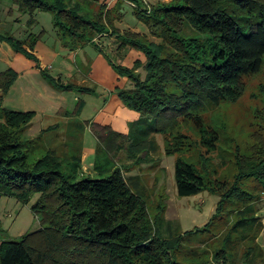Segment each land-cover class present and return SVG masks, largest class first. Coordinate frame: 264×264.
<instances>
[{
	"label": "trees",
	"instance_id": "1",
	"mask_svg": "<svg viewBox=\"0 0 264 264\" xmlns=\"http://www.w3.org/2000/svg\"><path fill=\"white\" fill-rule=\"evenodd\" d=\"M129 2L147 26L160 30L162 39L174 46L178 56L160 57L161 48L133 35L138 42L146 43L139 48L146 58L144 76L122 66L116 59L115 69L126 74L132 83L131 88L118 91L119 99L123 105L145 114L169 111L176 119L194 118L200 142L207 149H213L217 139L214 130L207 131L191 112L202 106H216L224 100H237L244 91L245 77L262 67L264 0H170L155 4L147 13L137 9L140 0ZM11 3L17 11L29 15L28 23L38 11L53 12L57 35L65 41L66 37L72 38L73 44L86 41L87 36L91 39L93 32L108 31L104 24L80 15L78 6H69L65 0H11ZM183 23L196 36L181 35ZM38 39L32 33L22 39L0 34V41L5 40L13 51L30 59L56 89L86 90L80 85L64 83L40 65L33 54ZM126 43L129 47L132 44ZM138 60H133L136 69ZM16 75L11 68L0 72V195L14 197L23 204L36 195L30 210L37 215L41 226L17 239H0V264H177L174 251L179 248L183 235L194 230L175 235L172 229L167 237L162 236L155 228L158 217L150 219L142 194L129 184L121 168H113L106 176L97 178L78 177L74 161L79 162L80 157L59 154L56 148H47L40 157L28 160L25 148L33 149L42 141L39 135L35 139L23 136L35 112L2 105V95ZM171 84L178 88L179 95L167 91ZM79 109L80 105H76L74 114ZM101 129L107 130V135H120L111 133L106 125ZM161 130L165 132V126ZM96 136L111 153L117 155L121 151V141L111 143ZM171 144L166 152L180 150L179 145ZM130 153L126 154L133 157ZM140 161L139 157L132 164ZM259 161L256 170L264 182V157ZM69 163L75 165L71 167ZM93 168H96L95 162ZM246 174L240 167L238 176ZM173 176L177 196H191L201 190L215 192L218 202L214 215L225 207L242 214L252 210L251 203H246L245 191L236 183L228 186L224 180L211 179L207 172L180 157H176ZM243 204L244 209L237 208ZM250 219L240 218L232 225L233 230L241 229ZM163 220L168 225L171 223ZM252 252L251 247L245 250L243 264H255ZM226 256L229 253L222 257Z\"/></svg>",
	"mask_w": 264,
	"mask_h": 264
},
{
	"label": "rangeland",
	"instance_id": "2",
	"mask_svg": "<svg viewBox=\"0 0 264 264\" xmlns=\"http://www.w3.org/2000/svg\"><path fill=\"white\" fill-rule=\"evenodd\" d=\"M140 1L141 5L137 9L147 13V9L155 4L167 3L170 0ZM65 2L69 6L76 4L80 15L104 24L108 31L93 32L91 39L87 36L86 41L73 44L72 38L66 37L65 41L57 35L53 12L38 11L28 23L27 13L17 11L11 0H0L2 36L7 34L22 39V36L25 38L32 33L39 36L40 43L48 49H53V45L58 52V58L71 55L72 60L69 63L73 66H76L75 61H78L77 66L82 70V67L85 68L89 62L91 63L88 69L91 76L85 83L74 82L72 77L67 81L59 76L64 83L86 88V90H79L77 87L70 90L58 89L64 92L69 109L74 111L76 105H80L79 112L76 113L78 117L72 118L73 115L70 114L71 118L67 119L57 117L44 119L42 125L58 123L59 127L55 129L51 126L48 131L52 134V141L49 144L42 138L39 146L33 149L25 148L28 160H35L50 147L58 149L59 154L63 153L64 151L60 150L63 145L60 143L65 138L68 140L66 149L69 155L80 156V152L85 148H93L85 162L87 165L89 161L92 163L89 171L81 166V160L78 162L69 159L75 160L78 177L106 176L109 170L119 167L129 184L136 192L142 194L150 219L158 217L155 228L162 236L167 237V233L169 231L172 233V229L175 235L194 230L183 235L179 248L174 251L173 257L177 264H243V255L248 247L253 250L255 264H264V182L258 177L260 172L256 170L259 160L264 157V63L258 72L245 77L244 91L237 100H224L216 106H202L192 110L191 115L198 117L201 126L207 131L214 130L217 136L214 148L207 149L200 142V133L194 118L176 119L169 111L159 115L145 114L123 105L118 97V91L122 88H131L132 83L126 74H121L115 69V64H118L116 59H119L122 66H128L134 73L144 76L146 58L139 48L146 43L138 42L133 35L161 48L160 57L178 56L174 46L162 39L160 30L147 26L136 14L129 0H65ZM110 30L114 33L111 34ZM180 30L183 36H196V32L187 23H183ZM198 34L205 36L203 33ZM56 37L62 41L56 40ZM128 41L132 42L130 47L127 46ZM11 49L5 40L0 41V72L6 70V66H10L8 62L18 66L11 54L9 56L6 54V51L10 53ZM135 59H139L137 69L133 66ZM47 71L50 73L49 69ZM167 91L179 95L178 88L173 84L168 85ZM114 96L123 105L120 106L122 112H113L112 104L108 105ZM103 109L112 111L108 114L112 122H100L92 118L96 112ZM66 120L69 121L68 130L70 129L71 135L61 137L60 133L66 130L64 125ZM73 123H77L80 129L72 128ZM105 125L111 133H119V137L107 135V130L101 129ZM164 126L165 132L161 130ZM94 130L101 138H106L103 141L117 144L121 141V151L117 152V155L111 153L104 143L99 141ZM92 137L95 144L91 148L88 141L93 139ZM170 143L179 145L180 150L166 152V149L173 145ZM127 152H131L133 157L127 155ZM63 157L66 158L64 155ZM139 157L141 161L132 164ZM176 157L193 163L198 170L207 172L211 179L224 180L228 186L236 183L245 191L246 203H251L252 210L242 214L225 207L214 215L218 202V195L215 192L201 190L195 195L177 196L173 176ZM75 164L69 163V166L73 167ZM240 167H243L246 175L238 176ZM35 198L36 195L32 196L27 204H23L14 197L0 195V239H17L20 235L41 226L37 215L30 210V204ZM244 205L237 208L244 209ZM244 217L252 219L247 220L241 229L233 230L234 222ZM163 218L171 223L166 224ZM209 220L211 221L208 222ZM228 233L229 237L226 236ZM220 249H223L224 253ZM227 253L229 256L223 258L222 256Z\"/></svg>",
	"mask_w": 264,
	"mask_h": 264
},
{
	"label": "crops",
	"instance_id": "3",
	"mask_svg": "<svg viewBox=\"0 0 264 264\" xmlns=\"http://www.w3.org/2000/svg\"><path fill=\"white\" fill-rule=\"evenodd\" d=\"M56 40H59V38L56 37ZM52 48L54 49L53 45ZM53 49H48L46 46H43V44L40 43V39H38L34 45L33 54L38 59L40 65L47 67V69L50 70V73L52 75L60 76L64 80L70 79L72 77L74 82L81 84L85 83L88 77L91 76L90 72H88L91 63L87 60L89 62L88 66H85V68L82 67L81 70L80 67L77 66L78 61H75L76 66H73V64L69 63L72 60L71 55H67L66 58H62V57L58 58V52L55 49L54 50ZM6 54L8 56L11 54L10 56L13 57V61L15 60V63H18V66L12 64L13 62H8L10 66L8 67L6 66V68L13 69L17 75L14 81L12 82V84L10 85L8 92L2 95V105L4 104L5 105V106L3 105L4 107L8 105L9 107L6 108L12 110L34 111L35 112L34 117L23 131L24 137L26 136V138L28 137L29 139H35L39 135L41 139L43 138L44 140H47L49 144L50 141H52L51 139L52 134H49L50 132L48 131L50 130L51 126H54L55 129H58L59 124L56 123L52 125L51 124L42 125V121L44 119H46L47 117H52V118L57 117L61 119L64 118L67 119V118H71L70 114L73 115L72 118H77L78 116L77 114H74V111L69 109V107L67 106L68 103L65 102L66 100H65L64 92L58 91V89L50 85L41 76L38 69L34 67V64L30 59L25 58L22 54L17 53L12 49L10 53L9 51H6ZM65 66H67V68ZM63 70H66L69 73L68 72L64 73ZM0 96H1V92H0ZM110 104H112L114 108L113 112L114 111L122 112L123 109L121 107H123V105L119 102L116 96H114L113 99H110L108 105ZM108 105L106 106V109ZM109 113H112V111L108 112L105 109H103L96 112L92 116V118L100 122H106V121L112 122L111 118H109L108 116ZM107 116L108 118H106ZM82 117L86 118L85 116ZM68 120H66L67 122H65L64 124L66 125V130L60 133L61 137L64 136L66 137L71 135L69 133L70 129L68 130L69 127ZM72 126H73L72 128L80 129V126L77 123H73ZM67 141L68 140H66L65 138L64 141L60 143L61 145H63L62 148H60V150L64 151V153L66 154H68L67 153L68 149H66ZM88 143L92 148L93 145L95 144L94 138L89 140ZM92 152H93V148L92 149L85 148L83 151L80 152L79 157L80 160L82 161L80 162L81 166L85 167L87 171H89L90 168H92V163L91 161H89L87 165L85 162ZM84 163L86 165H84Z\"/></svg>",
	"mask_w": 264,
	"mask_h": 264
}]
</instances>
